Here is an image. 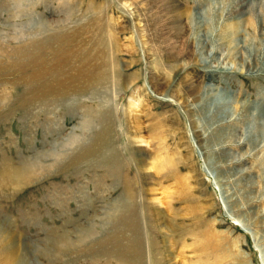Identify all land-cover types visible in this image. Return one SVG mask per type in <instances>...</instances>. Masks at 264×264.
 <instances>
[{"label":"rangeland","instance_id":"obj_1","mask_svg":"<svg viewBox=\"0 0 264 264\" xmlns=\"http://www.w3.org/2000/svg\"><path fill=\"white\" fill-rule=\"evenodd\" d=\"M174 1L200 17V39L194 37L188 14L183 18L186 31L178 39L168 35L160 41L153 34L155 22L140 34L135 7L145 14L147 5L158 6L157 0H0V31H10L22 7L28 18L64 21L47 32L55 39L34 57L38 68L58 73L54 79L68 78L74 70H106V84L95 88L105 92L107 103L96 104L89 88L82 87L83 80L69 85L65 99L45 102L23 95L26 85L15 81L22 67L0 56V94L9 97L0 104V223L28 246L32 264H120L114 251L103 252L94 245L113 238L140 240L147 256L151 239L166 248L172 245L179 264H264V136L246 135L257 124L251 107H264V5L249 9L234 35L225 23L228 16L233 23L239 17L216 11L214 0ZM28 18L17 19V24ZM45 34L38 39H47ZM232 36H237L240 48L233 50L248 66L232 67L226 48ZM199 40L206 51L202 64L197 63ZM54 51L58 53L46 54ZM208 52L215 55L210 58ZM176 53L181 55L177 61L172 59ZM113 64L119 66L114 73ZM189 84L199 92L189 91ZM211 89L246 102L250 110L234 103L233 115L219 117L215 103L209 109ZM137 115L145 145L126 135L128 122ZM82 119L90 120V127ZM72 135L81 140L66 150L64 142ZM71 150L57 168L20 188L1 176L8 165L33 160L42 167ZM140 150L149 153L153 170H147ZM128 174L137 197L118 219L106 220L104 213L116 200L123 205ZM143 181L146 196L138 190ZM154 183L170 227L167 234L151 227L157 208ZM92 216L96 225L105 221L106 227L96 231L95 239L79 243L78 231H68L78 222L88 226ZM64 235L69 245L50 256V239Z\"/></svg>","mask_w":264,"mask_h":264},{"label":"bare ground","instance_id":"obj_2","mask_svg":"<svg viewBox=\"0 0 264 264\" xmlns=\"http://www.w3.org/2000/svg\"><path fill=\"white\" fill-rule=\"evenodd\" d=\"M22 1L23 0H21V2ZM26 1L28 3H30L34 0H26ZM263 1L259 0V2L256 3L254 0H237V2L235 3L232 0H214V4H215L216 11H220L221 9H224L226 12H228L229 15H233V13L237 14V18L239 17V19H237V20H239V22H236L237 21L236 20L235 23H233V21H231L232 17L228 16V19L226 20V23H225L227 26H231V27H229L230 31H233V34L235 35V34H237V30L240 28V25L242 26V22L240 20L241 17L244 16L246 14V12H248L249 9L254 8V7H258L259 5H264ZM157 3H158V6L156 8H151L149 5H147V8H145V11H144L145 14L144 13L142 14V12L138 8L135 7V9H134L135 21L139 20V19L141 20L138 23L136 22L139 26L138 28L140 30V34L142 33L145 35L146 31L148 32V29L150 28L151 23L155 22L157 27L156 26H155L156 28L154 27V31H153L154 33L153 34L158 39L160 38L161 39L160 41H162V38H165L168 35L173 36L176 39H178L186 31V28H185L184 23H183V18L185 17V15L188 14L189 20L191 21V24H192V29H193V31L195 30L194 31V37H195V35H198V39H200L201 31H202V26L200 23L201 19L199 16L196 15V13L185 10L184 8L181 7V5H179L174 0H157ZM25 5L27 6V4H25ZM30 6L31 5H29V7ZM25 9H27V8L22 7L23 11H21L20 14L16 18L14 17L15 22L12 21L13 24H11L12 26H11V29H9L10 31H0V56H1V58L2 57L3 58H13L15 60L16 66L22 67V68H20V71L17 70L16 74L19 75V76H17L19 80L16 79L15 81L22 82L23 85H26L24 87L23 95H29L31 98L39 97V98L43 99L45 102L63 100V99H65V97H67V93L71 92L69 85L72 86V85L76 84L77 82L82 83V80H83L84 84H82V87H83V85H85V87H87V89L89 88L90 93L92 94V96L90 98L92 100H94L96 102V104L99 103V105H102L103 103H107L108 102L107 98L104 97L105 92L102 91V89L101 90L99 89L101 91V94H100V92H98L95 88V87H102V84H104V85L106 84V78L103 75V74H106L104 72L106 70H104L103 72H101V70H99L97 73L92 72L90 70H74V71L68 72V78L63 79L61 76H58L57 79H54L53 76H55L58 73H50L49 70H47L46 68H38L36 66V64L37 63L39 64V62H37L34 57L36 55L40 54L41 53L40 51H43V47H41V46H48V44H50V42L55 39L53 35H49V34H47V32L53 31L54 28L56 27V24H64V21L61 20V21L57 22V20H52L51 18H50L51 20L50 19L49 20L44 19V18H42L43 20H40L38 18H28L29 16L27 15V12L25 11ZM35 9L33 7L32 12ZM158 12H160V13H158ZM150 14H153V16L148 18L149 21H143L142 20V19L150 16ZM162 16H163V18H161ZM23 17L28 18V21H26L23 24H17L16 20L23 18ZM161 29H163V31H166V32H163V34H162ZM44 33H46L44 35V37H46L47 39H45L44 41L39 40L38 39L39 36L42 37V35ZM34 36H36V37H34ZM32 37H34V38H32ZM226 43H227L226 48H228V59H230L232 61V67L238 68V67H242V65H243V67H244V65L248 66V64H246L247 62L246 63L244 62L243 64H241V62L239 61V58H240L239 54H237L238 51L233 50V49H237V50L240 49L239 45L237 43V36H236V39L232 36L230 39H228L226 41ZM63 44L65 47L67 46V45H65L66 41H64ZM204 47H205L204 43H202V41L199 40L198 44L196 45V51L200 50L198 53V57H197V59H198L197 63H200L201 61L203 63L206 62V58H205L206 51L204 50ZM15 48H19V49H15ZM58 51H61V47L58 49ZM58 51L57 52L54 51L53 54H50V52H47L46 54L48 56L56 55L58 53ZM214 53L208 52L207 55L209 57L214 56L215 55ZM176 54L177 55L173 54L174 55L173 58L170 56L169 57L172 58L173 60L177 61V59L181 55L178 53H176ZM14 55H16L17 57L14 58ZM18 57H21V58L17 59ZM50 59H51V57L47 60L50 61ZM200 64H202V63H200ZM204 65H206V64H204ZM112 69H113L112 73H114L116 71V69H119V66L117 64H115ZM57 71L61 72L63 70H57ZM85 79L92 80V83L90 85H88L87 83L85 84V81H86ZM116 80H115V83H117L118 86H120V84ZM190 85L191 84H189V86ZM74 86H76V85H74ZM93 88H95V89L92 90ZM105 89H107V87H105ZM189 91H191L195 94V93L199 92V88L192 85L189 87ZM72 94L74 95V93H72ZM176 95H175V97H176ZM210 96H211V99H209V102H210L209 109H210L211 105L213 103H215L212 106H215L216 110L218 111L219 117H222L223 119H227L230 115H233L235 113V112L233 113V110H232L233 105H235L234 103H237L238 108L240 110H244V111L250 110V106L246 102H241V101L235 102L234 101L235 99H232L231 97H227V96L222 95V94L215 93L212 89L210 90ZM82 97H85V96H82ZM85 98H88V97H85ZM4 100H9V97H4L0 94V104ZM134 103L135 102H132L131 107L136 106V105H134ZM251 108H253L252 113H253L254 118L255 117L257 118V124L253 125L249 130H247L246 135L250 134L248 137H251V135H255V134H261L262 136H264V107L257 105V106L251 107ZM95 112H97V111H95ZM207 112H209V111L207 110ZM86 118H88V117H86ZM82 121H83V124L85 125V127H88V126L90 127V125H91L90 120L82 119ZM141 123L142 122H141L140 118L138 117V115L135 117H131V124L132 125L130 124V121H129L127 124L128 125V131H126V135L131 136L130 140H132V138L140 139L139 143H142L143 145H145L146 141H145V136L143 134L144 129H143ZM59 130L60 129H58V131ZM105 136L107 137V135H105ZM220 139H222V138H220ZM80 140H81L80 135H72L71 137L67 138L66 141L64 142V148L66 150L72 149L75 146H78L77 144L80 142ZM88 144H90V143H88ZM111 149H112V146H111ZM73 152H74V150H71V152H69V151L64 152L63 154L56 157L52 163L47 164L46 166H42V167H40L38 165V163H36L33 160L32 161H23L17 167H12V166L8 165L4 168L5 170L3 172H1V176L3 177V179L11 180L15 186L20 188L26 183L29 184V183L33 182L38 177H41L44 173L50 172V171L54 170L55 168H57L59 166L61 160L72 155ZM140 152L143 156L142 159L145 160L147 165H148L147 170L152 169L150 166L151 163L149 164V161H148V154L149 153L145 152L144 150L143 151L140 150ZM106 153H108V150ZM106 153H105V155H106ZM129 154H130V156L131 155L133 156L134 151L129 152ZM99 159H101V158H99ZM102 159H103V157H102ZM98 162H100V160ZM133 163H135V164L137 163L140 166V162L134 161ZM137 164H136V166L138 167ZM84 170L86 171V169H84ZM151 179H153L152 176H151ZM142 183H143L142 185L139 184L138 190H140V188H141L140 191L142 192L143 195L145 194V196H146L147 195V189L144 190L146 185H145L144 181ZM152 183H153V181H152ZM132 184H133L132 178L129 176V174L126 175L125 184H124L123 190H122V192H123V196H122L123 199L122 200L123 201H121V202H123V205H122V203H118L119 201L116 200L114 202L115 204L111 205V208L107 209L105 211L104 214L107 215L106 220L112 219V218L118 219V217L120 216L119 213L121 214L124 212L125 208L127 210L131 207V201H134V199H136V197H137L136 192L134 190H132V187H131ZM152 188H153V191L155 192V197H156L155 203L157 204V208L155 209V206H154V209H155V212L153 210L154 221L151 222V227L155 232H161V234H163V233L167 234L166 232L170 227L165 223L166 218L164 216L165 210H164V206L162 203V197L159 196L160 192L155 187V183H154V187H152ZM99 189H100V191L103 190V189L101 190L100 187H99ZM96 191L99 193V194L96 193L97 196H99V195L101 196V192L98 189ZM140 191H138V193ZM77 193H76V195H77ZM90 194H91V192H90ZM103 210L104 209H102L101 211H103ZM147 210L150 211V213L152 214V210L150 209V207H148ZM93 212L96 213L98 211L95 209ZM89 218H88V220H90ZM91 218H92L90 220L91 224L89 223L90 225L88 224V226H82L85 228H82L81 227L82 223L78 222V223L74 224V227L70 231H68V233H72V231H78V233L81 234L79 236L78 233L76 232L77 238L79 239V243L83 244L87 240L95 239V236H97V234H98V233H96V231H99L100 229H103L104 227H106V225L104 223L105 221H102L100 225H96L94 223L93 216ZM177 230H178V228H177V226H175L174 231L176 232ZM169 231H171V230H169ZM165 240L167 242V240H168L167 236L165 237ZM49 242L51 244V250L52 251L48 252V254L50 256H53V257L56 256V252L58 249H60L61 247H64L65 245L66 246L69 245V241L65 235L62 237L52 238V239H50ZM110 242L113 244H111ZM96 244H97V247L99 248L100 251H103V252L114 251L115 256L121 262L120 264H147L149 256L152 259V260L149 259L150 264H153L152 261L155 264H179L181 262L178 260L179 256L176 255L174 250L172 249V245H167V248H166V245L161 246L158 240H152L151 239V241L149 242L148 256H147L146 252H145V254H143L142 246L140 245V240H138V239H130L126 242H123L121 240H118L117 238H113V240H110V241H105V240L95 241L94 245H96ZM166 254H168V255H166ZM0 264H32L31 259H30V255L28 253V246L24 242H20L17 235L14 234L13 231H10L7 227L2 225V223H0ZM181 264H203V262L202 261H197V262L191 261L189 263H183L182 262Z\"/></svg>","mask_w":264,"mask_h":264}]
</instances>
